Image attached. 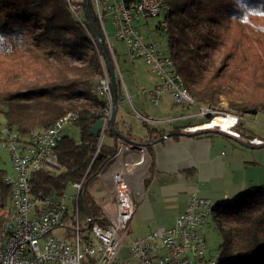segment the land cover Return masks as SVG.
Returning a JSON list of instances; mask_svg holds the SVG:
<instances>
[{
  "label": "trees",
  "instance_id": "16d2710c",
  "mask_svg": "<svg viewBox=\"0 0 264 264\" xmlns=\"http://www.w3.org/2000/svg\"><path fill=\"white\" fill-rule=\"evenodd\" d=\"M122 1L127 7L138 2ZM164 1L167 50L196 102L212 106L223 97L240 117L251 111L264 112V19H234L233 0ZM80 4L74 14L66 0H0V115L4 126L26 137L47 129L67 113L77 115L72 125L80 138L75 141L63 135L58 142L57 171L32 175V191L44 197L62 194L85 172L89 181L113 152L102 146L99 157L92 160L98 137L90 136L89 129L100 118L103 104L91 89L103 75V67L84 2ZM88 8L105 46L91 0ZM116 93L119 103L123 91L118 78ZM116 127L114 121L115 131ZM147 131L149 141L164 135L151 128ZM106 134L116 138L109 128ZM148 142L138 143L148 147ZM5 175L0 170V227L10 197ZM79 207L85 218L98 215V207L87 196ZM211 224L220 237L216 264H264V185L214 204Z\"/></svg>",
  "mask_w": 264,
  "mask_h": 264
},
{
  "label": "built area",
  "instance_id": "2783aa9c",
  "mask_svg": "<svg viewBox=\"0 0 264 264\" xmlns=\"http://www.w3.org/2000/svg\"><path fill=\"white\" fill-rule=\"evenodd\" d=\"M71 12L76 14L84 0H66ZM93 9L105 39V47L110 55L115 76L121 74L115 57V49L109 42L104 27V16L111 15L114 37L126 46L130 61L142 60L158 82L149 91H139L141 96L156 105L163 92L170 95L173 104L192 108L195 113L189 118L199 117L203 124L216 117H229L230 125L223 130L219 126L202 128L239 137L233 129L238 125V117L220 114L214 107L200 105L194 101L169 52L161 49L159 43L146 41L135 26L141 20L162 16L167 5L164 0H138L127 7L122 0H91ZM85 10V9H84ZM160 35L165 37L167 23L162 20L157 25ZM102 59V58H101ZM100 59V60H101ZM103 75L98 77L91 89L92 95L101 102L100 118L103 130L92 160L99 157L101 136L109 127L113 97L111 82L104 61H101ZM125 102V98L121 103ZM134 117L143 123L160 125L173 119L156 120L132 109ZM75 113H67L57 119L47 129L21 136L3 126L0 128V145L10 153L12 173L6 174L4 183L10 191L9 205L5 220L0 227V264H216V258L206 257L208 243L207 228L211 224L214 204L207 199L192 195L172 227L157 228L143 237L130 240L123 246L128 222L134 213L133 190L136 182H141L150 157L146 144L124 140L117 136L114 151L103 168L89 181L87 172L80 181L72 182L75 192L67 196L64 192L53 197H44L32 191L31 179L40 171L56 172L59 168L55 147L63 136L65 127L76 119ZM209 120L205 122L207 119ZM105 129V130H104ZM194 127H184L185 132H194ZM253 145L262 141L250 140ZM109 173L111 197L94 218H85L79 202L87 196L91 182ZM96 182V183H97ZM137 197V198H138ZM55 229L65 230L63 236H53ZM124 247L127 254L121 255Z\"/></svg>",
  "mask_w": 264,
  "mask_h": 264
},
{
  "label": "crops",
  "instance_id": "0c3cea01",
  "mask_svg": "<svg viewBox=\"0 0 264 264\" xmlns=\"http://www.w3.org/2000/svg\"><path fill=\"white\" fill-rule=\"evenodd\" d=\"M104 17V25L109 22L112 25L111 15L106 14ZM157 25L152 28L148 23V19L135 23L138 31L145 29L147 35H155L165 39L158 32ZM112 28L114 29L113 25ZM141 35L146 40V36ZM159 47L164 49L160 44ZM115 57L118 64L116 50ZM157 82H155V85ZM137 94L140 99L142 98L143 100L144 98V100L149 101L146 97L141 96L139 92ZM163 94H167L170 97L166 92L161 95ZM124 98L123 94L122 100ZM170 100V105L176 108L173 120L169 123L153 125L154 128L137 119L146 127L143 135L138 134V140L130 135V124L125 119V113L119 112V106H122L121 101L118 103L114 121L117 126V132L121 135L119 137L127 136L132 141L148 142L147 128L155 129L157 133L164 134L161 139L148 142L147 148L150 162L145 174L141 177V182H136L133 186V190H138L140 196L132 195L134 213L128 222L124 239L132 234L135 238L143 237L157 228L172 227L177 216L185 210L192 195L216 204L231 199L253 186H262L264 182V177H257L246 172L248 167L258 164L247 150L252 149L253 147L251 148V146L259 145H253L249 142L252 139H260L245 133L243 127L240 126L241 117L238 114H235L238 117V125L233 131H236L239 137H233L223 132L202 130L201 119L188 117L193 112L191 108L188 109L179 105L173 106L171 97ZM128 101H130V98H128ZM194 126L196 128L194 132L182 130L184 127ZM126 127H129L128 130ZM108 128L110 129V126ZM122 130H127V134L124 135L121 132ZM102 135L104 136H101V145L110 147L114 151L115 138L110 137L106 132ZM123 139L126 140L125 138ZM239 141L245 143L247 147L242 146ZM93 188H95V196L93 197L92 195L94 194L89 190L87 197L98 207L99 214L103 212L100 208L105 205L106 207L108 206L107 203L110 198L100 200L102 203H98L96 194L100 191L98 195H104V191L103 189L100 190V186ZM120 254L123 256L127 254L124 247L121 248Z\"/></svg>",
  "mask_w": 264,
  "mask_h": 264
},
{
  "label": "rangeland",
  "instance_id": "374dc122",
  "mask_svg": "<svg viewBox=\"0 0 264 264\" xmlns=\"http://www.w3.org/2000/svg\"><path fill=\"white\" fill-rule=\"evenodd\" d=\"M161 19L162 16L160 15L153 18H149L148 23L153 28L156 26V24H158L161 21ZM109 23H105L104 25L105 32L108 35L109 42L115 48L116 54H118V67L121 73V78H120L121 88L125 97V102L121 104L122 106H119V112L125 113L126 115L125 119L128 121L127 123L130 124L129 126L131 127V129L129 130L130 135H132L133 138H136V140H138L137 139L138 134L143 135L144 132L146 131V127H144L142 123L134 117V114L132 113V109L136 110L137 112L145 114L148 118L162 120V119H173V116H175L174 110L176 108L170 105L171 100L167 94L161 95L159 102L156 106H153L149 101L144 100V98L143 100L142 98L141 99L139 98L137 92L149 91L153 89L155 82L158 81L157 76L150 73L148 67L144 64L142 60H135L133 62L129 60L126 54L125 44L114 37V29L112 28V25ZM139 32L140 34L146 36V40L158 42L160 46L164 48L165 51H168L167 50L168 47L166 46V40L163 37H158L155 35H147L145 29H141ZM100 57L102 58V55ZM213 60L216 62L217 57L214 56ZM16 86L17 84L12 85L10 86V89H14ZM128 98H130V101H128ZM194 101L196 100L194 99ZM77 106L80 105L77 104ZM173 106L176 105L173 104ZM183 107L188 108L187 106H183ZM211 107H214V109L221 115L224 113L233 114V115L236 114L233 110L229 109L227 101L223 97H220L219 101L216 104L212 105ZM192 110L193 112L191 114L195 113V110L194 109ZM195 118H199V117H195ZM201 122H203V120ZM3 126H4L3 119L0 115V128H2ZM240 126H242L245 133L250 134L251 137L253 136L262 140L261 145L251 146V148L252 147L253 148L247 150L249 153H251L252 158L256 162H258V164L248 167L246 172L249 174H253L257 177H264V112H257L256 114H247L242 116L240 118ZM149 127H154V126L150 124ZM126 128L128 130L129 127ZM127 130L124 131L122 130L121 132L124 135H126ZM63 133L64 135H67L68 137L74 139L75 141H78L80 138L78 129L73 125L65 127ZM136 140L133 142H137ZM129 141H132V139H129ZM0 170L5 171L6 174L12 173L10 153L8 149L3 145H0ZM108 176L109 173L101 178V180L104 179V181L102 180L103 182L101 181L97 182L96 179H98V177L91 182L93 187L100 186V190L103 189L104 191V195H98L100 191L97 192L96 201L98 203H102V201L100 200H107L108 198L111 197V184ZM98 180H100V178ZM262 184L264 185V182ZM93 187H91L89 190L94 194L95 188ZM63 192L67 194V196H71L75 193L70 186L66 187ZM92 196L94 197L95 194ZM65 233H66L65 230L55 229L53 230L52 235L63 236ZM133 238H135L133 234L127 236L123 241L124 242L123 246ZM206 239L208 243L206 257L207 258H210V256L217 257L218 256L217 247L220 242V237L218 232L213 228L212 225L207 228Z\"/></svg>",
  "mask_w": 264,
  "mask_h": 264
},
{
  "label": "water",
  "instance_id": "95a60500",
  "mask_svg": "<svg viewBox=\"0 0 264 264\" xmlns=\"http://www.w3.org/2000/svg\"><path fill=\"white\" fill-rule=\"evenodd\" d=\"M84 5H85V16L86 19L88 20L90 27L93 31V34L95 36V40L98 43L101 55H102V59L104 61L106 70L108 72L109 78H110V82H111V90H112V97H113V107H112V114H111V118H110V122H109V126H110V130L114 133V135L116 136H121L119 132L115 131L114 128V120H115V115L118 109V100H117V93H116V76H115V71L113 68L112 63L110 62L107 53H106V49L105 46L101 40V35L98 32V30L95 27V24L93 23L92 19H91V15L89 12V8H88V0H84ZM250 114H256V111H251L249 112ZM103 130V120L101 118L96 119L95 123H93L89 129V135L90 136H95L98 137L99 133ZM105 130V129H104ZM239 143L244 146L247 147V145L245 143H242L239 141ZM217 258L216 257V263H217ZM224 264V263H223Z\"/></svg>",
  "mask_w": 264,
  "mask_h": 264
},
{
  "label": "clouds",
  "instance_id": "9594fccd",
  "mask_svg": "<svg viewBox=\"0 0 264 264\" xmlns=\"http://www.w3.org/2000/svg\"><path fill=\"white\" fill-rule=\"evenodd\" d=\"M253 17L264 19V0H233V18L250 22Z\"/></svg>",
  "mask_w": 264,
  "mask_h": 264
},
{
  "label": "bare ground",
  "instance_id": "6f19581e",
  "mask_svg": "<svg viewBox=\"0 0 264 264\" xmlns=\"http://www.w3.org/2000/svg\"><path fill=\"white\" fill-rule=\"evenodd\" d=\"M231 119L229 117H216L210 123L202 125L204 128L219 126L221 129L225 130L229 127Z\"/></svg>",
  "mask_w": 264,
  "mask_h": 264
}]
</instances>
